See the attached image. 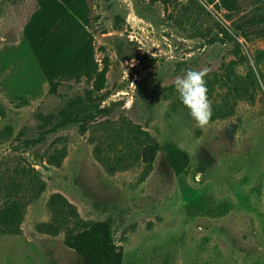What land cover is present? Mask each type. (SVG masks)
Returning a JSON list of instances; mask_svg holds the SVG:
<instances>
[{
  "label": "rangeland",
  "instance_id": "obj_1",
  "mask_svg": "<svg viewBox=\"0 0 264 264\" xmlns=\"http://www.w3.org/2000/svg\"><path fill=\"white\" fill-rule=\"evenodd\" d=\"M86 1L92 70L52 92L40 0H0V264H87L66 237L98 222L122 264H264V0Z\"/></svg>",
  "mask_w": 264,
  "mask_h": 264
},
{
  "label": "trees",
  "instance_id": "obj_2",
  "mask_svg": "<svg viewBox=\"0 0 264 264\" xmlns=\"http://www.w3.org/2000/svg\"><path fill=\"white\" fill-rule=\"evenodd\" d=\"M89 24L86 0H40L38 10L26 24L25 37L52 92L61 79L80 78L92 70L94 44ZM168 159L177 169L174 156L170 154ZM66 238L87 264H122V249L113 243L104 222Z\"/></svg>",
  "mask_w": 264,
  "mask_h": 264
},
{
  "label": "clouds",
  "instance_id": "obj_3",
  "mask_svg": "<svg viewBox=\"0 0 264 264\" xmlns=\"http://www.w3.org/2000/svg\"><path fill=\"white\" fill-rule=\"evenodd\" d=\"M205 71L188 68L183 74L175 77L174 83L180 102L187 108L197 126L206 125L211 114L204 79Z\"/></svg>",
  "mask_w": 264,
  "mask_h": 264
}]
</instances>
